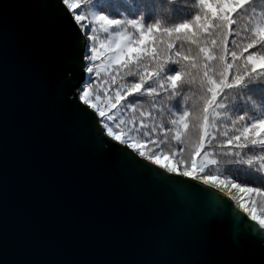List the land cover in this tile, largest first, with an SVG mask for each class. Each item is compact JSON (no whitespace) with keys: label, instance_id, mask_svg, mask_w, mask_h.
<instances>
[{"label":"snow or ice","instance_id":"obj_1","mask_svg":"<svg viewBox=\"0 0 264 264\" xmlns=\"http://www.w3.org/2000/svg\"><path fill=\"white\" fill-rule=\"evenodd\" d=\"M114 2L29 0L23 27L10 21L12 5L0 2V255L41 242L33 227L13 235L6 227L18 165L26 194L41 174L45 188L64 177L98 210L143 217L140 264H264V0H195L189 16L171 23L155 0H135L131 12H114ZM61 27L77 50L79 78L66 70L64 87L53 91L47 49ZM100 81L103 101L94 95ZM125 109L132 120L122 118ZM59 112L87 122L98 144L115 152L131 182L127 199L112 200L99 164L93 174L49 154L46 133ZM220 157L261 186L210 174ZM233 190L250 194L248 202ZM144 191L157 195L148 207ZM234 221L243 230L218 250L214 226ZM209 254L218 258L201 259Z\"/></svg>","mask_w":264,"mask_h":264},{"label":"water","instance_id":"obj_2","mask_svg":"<svg viewBox=\"0 0 264 264\" xmlns=\"http://www.w3.org/2000/svg\"><path fill=\"white\" fill-rule=\"evenodd\" d=\"M2 2V0H0ZM12 5L7 11L10 21L23 27L27 23L26 5L29 0H6ZM77 50L65 37L63 28L57 29L55 43L47 49L49 88L64 87V76L76 71ZM75 83V80H71ZM52 127L47 131L50 155L67 159L82 166V170L95 173L96 165L105 173L104 182L112 188V200L120 201L130 195V180L121 171V162L113 150H105L94 139L91 126L71 113L59 112L51 116ZM16 156L15 142L13 147ZM62 177L61 183L48 185L47 176L41 174L30 194L22 186L18 165L10 174V197L6 227L10 235L23 226L39 230L41 242L27 249L10 248L0 255L3 264H140L143 257L137 248V236L147 222L143 217L121 215L111 206L98 210L91 197L78 196ZM157 201V195L144 191L142 207ZM162 208L164 201L159 199ZM240 221L215 225L212 238L218 250L230 248L229 233L242 231ZM218 258L214 254L202 257L205 262Z\"/></svg>","mask_w":264,"mask_h":264},{"label":"trees","instance_id":"obj_3","mask_svg":"<svg viewBox=\"0 0 264 264\" xmlns=\"http://www.w3.org/2000/svg\"><path fill=\"white\" fill-rule=\"evenodd\" d=\"M102 2H107V0H102ZM156 5L164 10V17L168 23L179 22L181 17H187L192 11L195 0H173L171 4L168 3V0H155ZM136 7L135 0H119L118 3H113L114 12H128L134 11ZM215 11V8H212ZM86 11H90L86 9ZM103 38V37H101ZM104 84L102 81L98 82L97 89L94 92V95H98L101 98V101L104 99ZM143 103V111L147 112L150 107V102L145 100ZM138 117V113L136 114ZM154 115H156L154 113ZM122 118L127 120L133 119V114L127 109L124 110ZM159 116L157 115V121ZM145 123L151 125L152 121L145 120ZM137 127L139 123L137 121ZM168 147V146H166ZM161 158V157H160ZM221 163L218 167L211 169L210 174L217 175H232L234 178H238L237 182H248L251 186H261V180L258 176L254 174H249V170H246L242 166L230 165L225 162V158L220 157Z\"/></svg>","mask_w":264,"mask_h":264},{"label":"bare ground","instance_id":"obj_4","mask_svg":"<svg viewBox=\"0 0 264 264\" xmlns=\"http://www.w3.org/2000/svg\"><path fill=\"white\" fill-rule=\"evenodd\" d=\"M160 160H161L162 163H169V164H171V165H173V166H176V165H175V161L172 160L171 158H169L168 156L161 157ZM233 195L244 196V197H245V202H246V203L248 202V201H247V196H248L247 193H242V192H238V191L233 190ZM254 211H256L257 214H258V212H259L256 208H254Z\"/></svg>","mask_w":264,"mask_h":264},{"label":"rangeland","instance_id":"obj_5","mask_svg":"<svg viewBox=\"0 0 264 264\" xmlns=\"http://www.w3.org/2000/svg\"><path fill=\"white\" fill-rule=\"evenodd\" d=\"M248 195H250V194H248ZM258 211H259V209L258 208H256Z\"/></svg>","mask_w":264,"mask_h":264}]
</instances>
